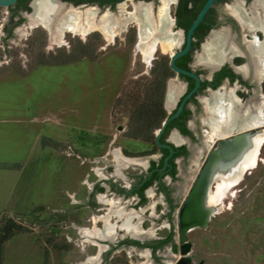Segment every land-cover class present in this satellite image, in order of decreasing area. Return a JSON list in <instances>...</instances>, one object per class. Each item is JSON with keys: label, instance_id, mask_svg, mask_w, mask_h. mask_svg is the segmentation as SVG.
<instances>
[{"label": "rangeland", "instance_id": "rangeland-1", "mask_svg": "<svg viewBox=\"0 0 264 264\" xmlns=\"http://www.w3.org/2000/svg\"><path fill=\"white\" fill-rule=\"evenodd\" d=\"M136 9L134 0H124L98 11L96 18L110 15L122 21ZM9 13L0 6V225L3 218H13L27 230L4 243L2 264H99L87 258L100 257L103 244H82L79 230L71 226L73 216L62 222L69 226L62 228L56 244L52 219L69 204L70 192L80 196L86 189L82 180L89 160L106 150L113 133L121 138L117 126L123 121L112 115L116 97L133 100L137 83L147 81L144 47L137 46L139 37L133 40L136 22L127 21L111 39L92 29L86 34L65 31L57 41L45 25H31L25 15L6 40ZM69 60L73 62L51 65ZM119 108L121 113L131 107ZM215 138H201L208 146L192 152L185 168L187 185ZM119 143L130 150L145 145L131 139ZM88 215L81 209L78 219L90 227ZM190 235L208 236L209 244L199 241L193 247L197 260L204 258L206 264H264V144L258 166L229 192L210 228ZM145 255L136 253L132 263L124 253L104 257L114 256L107 264H152Z\"/></svg>", "mask_w": 264, "mask_h": 264}, {"label": "flooded vegetation", "instance_id": "flooded-vegetation-1", "mask_svg": "<svg viewBox=\"0 0 264 264\" xmlns=\"http://www.w3.org/2000/svg\"><path fill=\"white\" fill-rule=\"evenodd\" d=\"M122 1L94 4L103 10L116 8ZM134 1L136 8L149 5L150 32L146 40L144 26L138 20L142 14L136 9L137 16H132L137 26L133 29V40L139 37L141 42L137 46L142 47L146 41L156 44L154 51L144 56L150 67L147 81L137 83L134 114L116 115L123 121L117 126L121 138L113 133L106 150L89 160L82 180L86 186L84 192L80 196L77 191L70 192L69 204L55 212L53 236L59 244L62 228L69 226L62 222L73 216L71 226L79 230L84 240L82 244H103L100 257L88 256L89 262L107 264L114 256L106 258L104 254L119 252L126 254L130 263L137 261V253L146 254L152 264H177L183 257L190 258L192 264H206L204 258L197 260L193 247L199 241L209 244L208 236L193 238L190 234L208 230L221 211L212 214L207 227L190 229L184 241L179 212L208 154L219 140L247 127L243 126L247 115L252 117L264 112V51L259 52L264 42V0L213 2L194 30L190 48L175 60L178 67L195 74L199 81L176 70L172 59L187 47L189 30L208 0ZM8 8L10 13L4 25L6 40L15 35L16 27L26 19L25 12L31 11L17 2ZM121 22L126 25L124 20ZM163 41L170 44L166 51L162 48ZM216 102L222 107L234 103L239 128L225 136H215L205 161L187 185L190 173L185 168L192 152L208 146L201 138L209 137L212 132ZM182 104L181 112L164 127L165 121L175 115ZM143 108L148 109V114L140 111ZM131 117H134L133 122ZM121 139L141 141L145 145L130 150L119 143ZM215 185L214 182L211 190ZM236 186L225 192L221 204ZM81 209L89 211L90 227L78 219ZM185 244H191V250L183 255Z\"/></svg>", "mask_w": 264, "mask_h": 264}, {"label": "bare ground", "instance_id": "bare-ground-1", "mask_svg": "<svg viewBox=\"0 0 264 264\" xmlns=\"http://www.w3.org/2000/svg\"><path fill=\"white\" fill-rule=\"evenodd\" d=\"M149 5L137 6V11L142 15L138 17L143 27V37L148 38L150 32V26L148 25V13ZM97 9L88 8L86 10H80L79 8L67 7L65 4L58 0H35L34 1V12L31 14V25L43 24L50 29L52 37L55 40H61L65 31L74 33L86 34L92 29H99L103 31L106 36L111 39L113 38L120 28H122L121 20L112 18L110 15H104L100 20L96 18ZM132 16H137V12L130 14L129 17L124 19L126 23L132 20ZM117 26V27H113ZM145 35V36H144ZM147 40V39H146ZM145 42V41H144ZM143 42V43H144ZM156 47L155 43L145 42L144 53L149 56ZM163 50H168L170 44L165 41L162 42ZM264 51V42L259 46V52ZM147 56V57H148ZM213 108L215 109L216 121L213 122L212 132L210 137L225 136L233 131V129L239 128L238 115L235 112L233 102H229L227 107L220 106L217 102L214 103ZM261 110V108H260ZM262 111V110H261ZM264 123V112L260 115L249 117L245 120L243 126H255ZM255 148L248 150L245 156L240 161V168L238 171L230 170L229 173L219 172L218 180L215 182V189L211 190L208 196L209 206H222V197L230 188L238 185L243 181V175L245 176L249 171L256 168L260 160V149L264 144V134L254 138Z\"/></svg>", "mask_w": 264, "mask_h": 264}, {"label": "water", "instance_id": "water-1", "mask_svg": "<svg viewBox=\"0 0 264 264\" xmlns=\"http://www.w3.org/2000/svg\"><path fill=\"white\" fill-rule=\"evenodd\" d=\"M17 1L18 0H0V6L10 7L14 5ZM34 1L35 0H32L30 3L31 11L25 12V15H27L30 20V24H31V14L34 12ZM58 1L65 4L67 7L71 6L74 8L95 5L89 3H81L76 5L72 2L65 0H58ZM214 1L215 0L207 1L206 5L204 6V8L202 9L199 16L194 21L193 25L189 30L187 47L183 51L175 54L172 59V65L176 70L194 76L197 79L198 77L195 74L178 67L175 64V60L179 55L185 53L190 48L192 34L194 30L202 21V19L204 18L205 14L207 13V11L209 10V8L211 7ZM98 11L101 12L102 9L98 7L97 12ZM125 26L126 25L123 24V27ZM182 108H183V104L181 105L180 109L175 115H173L172 117H170L168 120L165 121L164 127H166V125L173 117L177 116L181 112ZM160 134L158 135V140ZM262 134H264V123L261 125L244 127L240 132H236L233 135L225 136L221 138L219 140L218 145L210 151V153L207 156V160L205 164L203 165L196 181L193 184V187L188 195L187 200L185 201L183 207L179 212L180 234H181V239L183 241L186 240L187 233L190 229L199 226L207 227L211 220L212 214L221 211V206H209L207 202L209 193L212 188V184L218 180L219 172L229 173L230 170L238 171V169L240 168L239 163L245 156V153L249 152L248 150L255 148L254 138ZM244 177L245 176L243 175V179ZM190 250H191V244H185L182 248V254L186 255L190 252ZM177 264H192V262L190 258L183 257L181 260L177 262Z\"/></svg>", "mask_w": 264, "mask_h": 264}, {"label": "trees", "instance_id": "trees-1", "mask_svg": "<svg viewBox=\"0 0 264 264\" xmlns=\"http://www.w3.org/2000/svg\"><path fill=\"white\" fill-rule=\"evenodd\" d=\"M65 1H69V2H72L74 4H81V3H90V4H94V3H99V4H106V3H116L117 0H65ZM30 0H18L17 3L22 6V7H25L27 10H31V7L29 6V3ZM98 35H100L99 33H97ZM70 62H73L71 60L69 61H66V62H54V63H51V65H54V64H64V63H70ZM45 64V63H44ZM121 98L120 97H116V100L114 102V111H113V114L114 116H116L118 114V110H120V106L122 104H124L125 106L127 107H131L130 110L129 109H126L124 112L127 113V114H134L135 110H134V102L133 100L131 101H128L127 99H123L120 100ZM142 113H146L148 114V109L147 108H143L140 110ZM134 120V117H131V121L133 122ZM131 127L132 124H131ZM27 230V227L21 223H18L15 221V219L13 218H3L2 219V223L0 225V264H2V252H3V245L4 243L9 240L15 233L17 232H22V231H25Z\"/></svg>", "mask_w": 264, "mask_h": 264}]
</instances>
